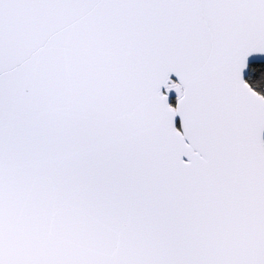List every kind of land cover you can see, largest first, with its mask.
I'll list each match as a JSON object with an SVG mask.
<instances>
[{
    "label": "snow or ice",
    "instance_id": "1",
    "mask_svg": "<svg viewBox=\"0 0 264 264\" xmlns=\"http://www.w3.org/2000/svg\"><path fill=\"white\" fill-rule=\"evenodd\" d=\"M0 264H264V0H0Z\"/></svg>",
    "mask_w": 264,
    "mask_h": 264
}]
</instances>
